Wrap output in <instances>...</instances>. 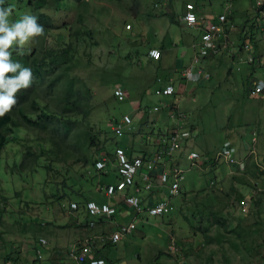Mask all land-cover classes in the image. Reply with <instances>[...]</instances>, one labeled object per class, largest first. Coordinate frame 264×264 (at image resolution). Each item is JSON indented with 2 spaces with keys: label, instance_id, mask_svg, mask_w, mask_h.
Segmentation results:
<instances>
[{
  "label": "rangeland",
  "instance_id": "obj_1",
  "mask_svg": "<svg viewBox=\"0 0 264 264\" xmlns=\"http://www.w3.org/2000/svg\"><path fill=\"white\" fill-rule=\"evenodd\" d=\"M263 1L87 0L89 12L79 24L75 0H47L43 13L53 21L54 40L67 44L76 30L89 33L76 46L73 75L93 90L87 122L95 140L81 158L91 162L79 164L55 148L43 153L47 145L41 142L42 134L10 132L0 152V264H62L73 246L109 258L107 264H264V60H253L264 58V21L260 7L257 10ZM186 3H195L204 22L228 17L224 39L197 62L191 45L200 30L179 21ZM165 43L164 50L178 59L175 70L164 68L163 58L149 57L151 49L162 52ZM80 58L88 59V66ZM168 75L176 93L160 99L161 79ZM116 88L125 90L123 102L114 97ZM162 102L174 104L184 115L185 130L192 132L189 144L175 155L182 169L191 168L185 172L181 197L171 199L173 212L162 217L144 214L132 234L116 244L102 242V230H83L82 221L74 220L66 206L78 199L75 191L105 202L97 192L99 183H113L116 172L113 164L106 173L97 172L93 163L125 144L131 130L120 132L117 126L124 114L133 119L136 140L142 133L154 138L166 125L178 123L166 120L165 112H145ZM151 139L143 150H151ZM225 141L239 158H246V169L235 171L219 163L212 167L202 159L189 166L188 148L212 159ZM209 212L216 213L226 230ZM204 229L213 239L210 243ZM37 245H42L41 252Z\"/></svg>",
  "mask_w": 264,
  "mask_h": 264
},
{
  "label": "trees",
  "instance_id": "obj_2",
  "mask_svg": "<svg viewBox=\"0 0 264 264\" xmlns=\"http://www.w3.org/2000/svg\"><path fill=\"white\" fill-rule=\"evenodd\" d=\"M75 1L77 6L75 21L82 24L85 21V16L88 15L90 5L87 0ZM2 6H9L11 8L9 16L10 22L19 20L25 13L36 16L37 23L43 26V32L41 35L31 39L23 45L14 44L9 49L11 52L10 59L12 61L19 62L22 66L31 68L32 83L27 89H21L16 93V104L13 105L3 116H0V152L4 149L7 142L8 133L15 129H23L28 133H39L44 136L41 142L42 144L47 145V148L43 149V153L45 154H48L53 148H55L57 152L64 153L65 157L72 160L74 163L80 164L91 162L86 156L84 157V161H81V158L84 149L93 146L95 140L89 122H87V119L93 111L91 106L93 90L87 84V81H83L79 76L73 75V69L76 68L77 65L76 46H81L85 35H89V33L78 29L73 35V41L67 44H64L62 40H54L56 34L54 33L53 21L47 13H43V9L47 8V0H4ZM262 10H264V8L260 7V11ZM247 42L252 43L250 39H248ZM165 46L166 43L163 44V50L166 48ZM259 57L260 56L258 55L255 59H258ZM87 61L88 59L82 61L80 58V62L84 64V66H88ZM169 76L170 75L167 77ZM167 77L161 79L163 85L167 83L174 85L172 77ZM158 98L162 99L161 95L158 94ZM163 104L165 105H160L159 107H161L160 112H165V119H177L179 124L177 123L175 126L171 125L170 127L166 125V131H159L160 133L154 138L152 134L146 136V133H142L143 137L136 140V142L138 141L141 145L130 143L126 148L122 146L129 158L134 155L150 157L151 153L160 146L159 142L163 138H168L170 135H173L175 131L182 128L187 129L183 124L184 115L179 113L176 107H173L174 104L165 102H163ZM145 112L142 114L139 113L140 117H143L144 114H146ZM135 119L138 118L135 117ZM130 120L133 121L132 117H130ZM140 120H138V124H140ZM132 121L128 126L118 122V131L123 132L124 130L122 129L125 128V131L127 129L131 130L129 133L131 136L135 135V128ZM189 133L192 132L189 130ZM191 138L192 136L189 137L184 146L189 144ZM147 139H151L149 142L151 147L149 149L151 150H147L146 148L143 150L141 148L143 147L142 145L147 143ZM188 149L191 150V148ZM112 152L113 151L106 153V155L109 156L110 162L113 163L114 158ZM199 155L202 159L200 162L203 164L211 163V166L213 167L215 163H219L226 166V164L222 162L203 157L201 154ZM31 160L33 159H29L28 161ZM97 160L98 158L94 160L93 167ZM21 166H23V164L20 165V167ZM245 167L247 168V165ZM190 169L191 168L183 169L184 182L186 180L185 172ZM234 170L236 171L237 169ZM106 184L108 183H99L100 186ZM68 190L73 192L71 189ZM182 192L183 189L181 186L178 195L179 199ZM73 193L78 197L74 202L83 204L88 200L87 197L85 198V196L79 195L76 191ZM71 202L72 201L68 202L66 206L68 212H70L69 205ZM119 205L121 204L118 203L115 207L118 208ZM209 215L214 218L215 223H218L224 230H226L225 223L216 216V213L209 212ZM115 217L116 215L111 219ZM202 234L206 243H210L213 240L207 235V229L202 230ZM108 235L109 232L103 233L102 238L106 239ZM105 239L102 242L108 243ZM94 242H98V240H95ZM97 257L104 258L106 262H108L109 259L104 256Z\"/></svg>",
  "mask_w": 264,
  "mask_h": 264
},
{
  "label": "built area",
  "instance_id": "obj_3",
  "mask_svg": "<svg viewBox=\"0 0 264 264\" xmlns=\"http://www.w3.org/2000/svg\"><path fill=\"white\" fill-rule=\"evenodd\" d=\"M180 22L190 28L200 30L198 42L192 46L196 50L194 61L197 62L198 59L203 58L208 52L215 50L220 39H224V25L227 24L228 20L225 15L217 17L215 21L204 22L198 14L195 5L187 3ZM149 56L154 60H158L160 52L157 49L150 50ZM252 61L251 58L248 60L249 63ZM260 88L258 86L259 90ZM158 94L162 97L172 96L175 94V87L173 84H167ZM115 98L118 101H123L126 98V94L120 90L115 91ZM153 111H158V108H154ZM180 116L183 117L182 115ZM122 122L129 124L130 119L125 116ZM189 137L190 133L183 128L175 131L173 135L163 138L159 142L160 146L151 153L150 157L134 155L129 158L124 149L116 148L114 160L117 179L115 183L107 184L102 189L104 195L108 198L115 199L119 197L122 204L132 210L134 220L127 224L118 225L106 239L102 238L101 241L105 239L108 243L116 244L124 236L132 234L136 230L139 217L143 218L144 214L152 217H162L174 211L171 199L179 195L180 188L184 182V170L175 161V155L184 149L183 147ZM185 156L190 167L196 166L201 159L199 153L195 150L187 149ZM212 159L237 170H243L246 166V158L238 157L236 149L230 141H225ZM96 167L98 170H103L105 160L98 161ZM159 188H163L168 195L164 196L165 194L163 193L162 198L158 200L154 197L151 199L142 196L143 193L150 194L153 191H156L158 195L160 194ZM241 205L244 206L245 203L241 201ZM80 210H83L90 217L91 220L87 223L89 228L94 227L98 219H110L117 215L115 204L97 203L94 200H88L82 205L75 202L70 203V212ZM41 242L45 243L44 240ZM96 243L98 242L91 243V246H95ZM86 249L73 246L69 255L66 256L67 258L69 257L68 262L63 264H107L106 260L96 257L90 249Z\"/></svg>",
  "mask_w": 264,
  "mask_h": 264
},
{
  "label": "clouds",
  "instance_id": "obj_4",
  "mask_svg": "<svg viewBox=\"0 0 264 264\" xmlns=\"http://www.w3.org/2000/svg\"><path fill=\"white\" fill-rule=\"evenodd\" d=\"M3 4H4V0H0V116H3L6 112H8L12 108L13 105L16 104V102H17L16 93L21 89H27L32 83V70H31V68L22 66L19 62L12 61L10 59L11 52L9 51V49L14 44L15 45H23L24 43L30 41L31 39L41 35L43 32V26L41 24L37 23V17L34 15H31L29 13L23 14L19 20L10 22L9 16L11 13V8L9 6H2ZM197 11H198V8H197ZM198 14L200 15V13H198ZM181 16L179 17V21H180ZM227 20H228V17H227ZM157 50L160 52V58L158 60H154L149 56L154 61H159L162 58V52L159 49H157ZM148 54H149V52H148ZM251 59H253V58H251ZM253 60L256 62H262V60H264V58L262 55H260V57L258 59H253ZM167 84H171V83H167ZM167 84H165V85H167ZM165 85L161 86V88L159 89V92L161 91V89ZM175 93H176V90H175ZM168 97H170V96H168ZM161 98H167V97L161 96ZM123 101H120V102H123ZM164 105L165 104H163L161 106H164ZM154 108H158V111L154 112L153 111ZM160 110H161V107H159L157 105V106H154L152 109H147L145 111H147L149 114H151V112L157 113ZM125 116H128V115L125 114L123 116V118L120 121V124L123 121ZM128 118L130 119L129 116H128ZM141 118L142 117H140V119ZM131 121L132 120H130L129 124H131ZM123 124L126 126L129 125V124H125V123H123ZM186 131L189 132V130H186ZM127 134H129V133H127ZM11 135L12 134L10 133V134H8L7 137H9ZM190 136H192V133H190ZM116 148L124 149L121 145L116 147ZM116 148H115V150H116ZM115 150H113V152H112L113 158H114ZM103 159L105 160V167L103 170H98L96 167V163L98 161H103ZM108 164H113V168H114V170H116L115 160L112 163V162H110V158L108 155H105V156L102 155V156L98 157V160L95 162L93 168L97 172H105L106 173ZM116 179H117V175H116ZM113 183H115V182H113ZM104 186L105 185H103L102 188ZM153 193H156V191H153L152 193L148 194V197H146V198L152 199L154 197ZM103 194H104V192H103ZM162 196H160L159 198H162ZM105 198H107V201L112 200L111 198H108L107 196H105ZM88 200H93V198L88 199ZM101 203H106V201L101 202ZM111 203L115 204V205L120 203L122 205L121 201H119L117 203L116 202H111ZM99 220L104 221L105 219H98L96 221V224L98 223ZM109 220H111V218ZM117 226L118 225L115 226V229L117 228ZM115 229H113L112 231H114ZM42 240L43 239H41L40 242ZM41 244H46V242L45 243L41 242ZM63 263H64V261H63Z\"/></svg>",
  "mask_w": 264,
  "mask_h": 264
},
{
  "label": "crops",
  "instance_id": "obj_5",
  "mask_svg": "<svg viewBox=\"0 0 264 264\" xmlns=\"http://www.w3.org/2000/svg\"><path fill=\"white\" fill-rule=\"evenodd\" d=\"M194 5H195V3H194ZM198 13H199V11H198ZM170 51L166 52L165 50L162 49V58H163L162 66L164 68H169L170 70H175V66H177L176 63H178V59L177 58H174L173 57V54ZM161 104H163V102ZM130 143H136V138L134 136H129V134H128V138H127L125 144L124 145H121V146H123L124 148H126ZM108 184H111V183H108ZM158 190L160 191V194L156 195V193H153L154 198L156 200H158L159 197L162 196L163 193H165L164 192L165 190L163 188H159ZM97 192L99 194H101V193L103 194V189H99ZM142 196L144 198H146V197H148V194L143 193ZM93 200H95V199H93ZM105 201H107V198H106ZM108 202L109 203L113 202V199L112 200H109ZM98 203H101V202H98ZM116 209H117V212L118 213H117V216L115 218H113L111 220H109V219L108 220H104V221L99 220L98 223L94 227H92V228H89L87 226V222L90 220V218L86 215V213L83 210L76 211V212H68V211H66V212L69 215H71L72 217H74V220L75 219H78V220L82 221L83 226H80V227L83 230H86V231H98V232H100V229H101L102 230V233H108L109 231L111 232L113 229H115V226L116 225H122V224L129 223V222H127V219L128 218L134 219V214L132 213V211L130 210V208H127V207L123 206V204L122 205H119V207L116 208ZM115 219H117L118 222ZM123 219L125 221H123ZM41 247H42V245H37V249L36 250H40V252H41Z\"/></svg>",
  "mask_w": 264,
  "mask_h": 264
},
{
  "label": "bare ground",
  "instance_id": "obj_6",
  "mask_svg": "<svg viewBox=\"0 0 264 264\" xmlns=\"http://www.w3.org/2000/svg\"><path fill=\"white\" fill-rule=\"evenodd\" d=\"M264 2H262L261 4H259V3H257V7H262V8H264ZM260 15H261V20H263L264 21V10H262V11H260ZM186 26V25H185ZM186 27H188V26H186ZM188 28H190V27H188ZM198 42V41H197ZM196 42V43H197ZM151 50H153V49H151ZM256 63H258V64H261V62H256ZM118 90H120V91H122L123 93H125V90H123L122 88H116L115 90H114V92H113V95H114V97H115V91H118ZM112 205V204H111ZM78 208V207H77ZM131 210V209H130ZM132 211V210H131ZM87 215V214H86ZM72 250V248H70L69 250H68V252L66 253V256L67 255H69V252ZM86 250H88V249H86ZM65 256V259H64V262H68V260H69V257L67 258ZM67 258V259H66ZM105 260V259H104ZM72 263H73V261H71ZM74 264V263H73Z\"/></svg>",
  "mask_w": 264,
  "mask_h": 264
}]
</instances>
